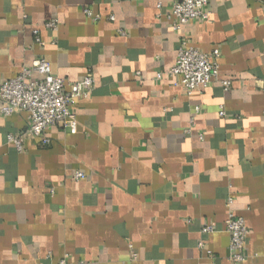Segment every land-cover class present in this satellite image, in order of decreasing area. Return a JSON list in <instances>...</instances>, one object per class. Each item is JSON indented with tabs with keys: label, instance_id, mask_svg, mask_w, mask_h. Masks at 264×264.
Masks as SVG:
<instances>
[{
	"label": "crops",
	"instance_id": "1",
	"mask_svg": "<svg viewBox=\"0 0 264 264\" xmlns=\"http://www.w3.org/2000/svg\"><path fill=\"white\" fill-rule=\"evenodd\" d=\"M169 4L0 0L2 79L43 57L66 83L94 80L76 132L51 126L46 146L25 137L19 150L7 137L27 114H0V264H264V6L209 0L208 21L175 31ZM182 37L220 52L218 79L191 93L168 74ZM230 211L248 229L241 263L229 260Z\"/></svg>",
	"mask_w": 264,
	"mask_h": 264
},
{
	"label": "built area",
	"instance_id": "2",
	"mask_svg": "<svg viewBox=\"0 0 264 264\" xmlns=\"http://www.w3.org/2000/svg\"><path fill=\"white\" fill-rule=\"evenodd\" d=\"M209 0H170L169 10L165 13L167 19L171 21V27L175 31H180L187 23L200 19L208 21L210 12L207 9ZM264 6V0H261ZM160 6V3H159ZM83 13L94 20H99L100 15L86 7ZM110 20L114 17L109 16ZM57 19L52 18L46 26L51 30H56ZM119 33L124 35L122 29ZM34 42L44 45V41L39 37L38 31H34ZM218 49L210 52H202L198 48L190 45L185 37L180 39L177 47L176 60L169 69V76H177L180 84L191 93L195 88H205L213 80L218 79L219 71ZM37 73L39 78H33ZM160 78L161 74H157ZM225 88L230 85L229 80H223ZM94 80L91 73L86 74L81 80L66 83L63 78L52 74L50 64L43 57L35 58L29 68H23L15 77L2 79L0 77V114L8 116L15 112H25L27 114V127L22 135H8L7 140L15 144L20 150L25 137H35L40 139V144L46 146L50 143L48 137L44 135L46 129L51 126H60L70 133L77 130V119L73 112V107L79 99L89 97L93 90ZM260 88L264 91V79L260 81ZM197 112L198 107L194 108ZM219 116H224V109H220ZM185 131L189 133L193 124ZM76 180L84 179L85 174L81 171L74 173ZM232 199H227V206H230ZM215 229L211 224L202 225L203 233L213 232ZM224 230L229 236V260L232 263H241L246 260V237L247 226L242 217L228 212L224 223ZM199 246H203L202 241ZM135 257V254H132ZM57 264H91L87 261L68 262L60 259Z\"/></svg>",
	"mask_w": 264,
	"mask_h": 264
}]
</instances>
